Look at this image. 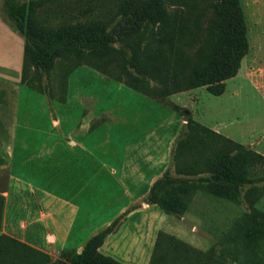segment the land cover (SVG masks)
I'll use <instances>...</instances> for the list:
<instances>
[{"label": "rangeland", "instance_id": "rangeland-1", "mask_svg": "<svg viewBox=\"0 0 264 264\" xmlns=\"http://www.w3.org/2000/svg\"><path fill=\"white\" fill-rule=\"evenodd\" d=\"M122 1L15 0L29 31L45 38L66 30L80 34L89 27L108 30ZM217 2L162 0L158 21L142 20L137 34L127 38L132 47L123 40L95 52L51 44L47 70L32 61L23 80L62 101L68 76L77 66L88 65L104 74L107 84L123 83L175 112L182 122L178 132L188 118L213 132L201 142L191 138L176 155H172L174 140L168 166L161 173L165 178L161 194L172 206L170 213L163 211L155 246L156 262L162 264L264 260V0H240L249 48L238 74L224 80L218 95L191 82L219 23ZM1 12L5 16L2 0ZM185 108L190 114L183 112ZM213 151L242 171L244 187L234 200L209 192L218 181L204 171L203 162ZM9 237L0 235V250L11 249Z\"/></svg>", "mask_w": 264, "mask_h": 264}, {"label": "crops", "instance_id": "crops-1", "mask_svg": "<svg viewBox=\"0 0 264 264\" xmlns=\"http://www.w3.org/2000/svg\"><path fill=\"white\" fill-rule=\"evenodd\" d=\"M24 52L0 0V235L60 258L118 218L99 252L149 264L165 215L143 199L168 166L179 116L88 65L58 101L21 81Z\"/></svg>", "mask_w": 264, "mask_h": 264}, {"label": "trees", "instance_id": "trees-1", "mask_svg": "<svg viewBox=\"0 0 264 264\" xmlns=\"http://www.w3.org/2000/svg\"><path fill=\"white\" fill-rule=\"evenodd\" d=\"M2 1L5 5V18L23 36L25 41L22 82H24L27 64L32 61L41 70H47L48 59H51L52 54L49 50L51 44L65 45L66 43L71 47L95 52L100 48H108L110 45L123 40L125 41L124 44L132 47L133 43L127 41V38L137 34L141 27V21L147 18L151 22H156L162 14V0H123L118 6V14H116L118 17L108 30L101 26L95 29L89 27L80 34L66 30L64 34L60 32L54 34L52 38H45L29 31L27 23L18 13L15 0ZM215 9L219 23L211 33L207 53L201 57L192 72L191 82L193 86H206L211 93L218 95L224 90V80L238 74L241 61L248 52L249 43L245 13L240 0H218ZM120 51L122 52V49ZM75 66L76 64L71 68ZM212 133L208 128L188 118L175 138L177 145L175 149L173 148L172 155H176L178 152L182 153L185 146L192 142L191 138H196L197 141L201 142L204 137L212 136ZM183 134H185L183 137L186 138L185 140L182 138ZM213 153V156L207 157L206 161L203 162L206 169L204 171H208L218 181L209 187V192L217 197L234 200L242 194L244 187L242 171L237 165L221 160V154L214 151ZM247 155L250 158L253 157L250 154ZM252 161L253 159H250V162ZM164 183L163 174L153 182L143 201L148 204H155L162 211L170 213L172 206L165 199L166 196L161 194ZM1 208L2 202L0 203V211ZM117 221H113L109 226L90 237L81 251L65 252L60 258H52L45 252L9 237L7 239L11 241L12 246L9 251L0 250V264H124L110 256L103 255L98 250L103 239L113 230ZM155 246L149 264H162L156 262ZM205 263L232 264L224 262L223 258H220V261L217 259V262ZM239 264H264V260L263 262H239Z\"/></svg>", "mask_w": 264, "mask_h": 264}, {"label": "water", "instance_id": "water-1", "mask_svg": "<svg viewBox=\"0 0 264 264\" xmlns=\"http://www.w3.org/2000/svg\"><path fill=\"white\" fill-rule=\"evenodd\" d=\"M183 112H184L185 114H190V111H189L188 108H185V109L183 110Z\"/></svg>", "mask_w": 264, "mask_h": 264}]
</instances>
